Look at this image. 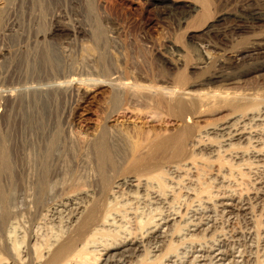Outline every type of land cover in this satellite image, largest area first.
<instances>
[{
	"label": "rangeland",
	"instance_id": "obj_1",
	"mask_svg": "<svg viewBox=\"0 0 264 264\" xmlns=\"http://www.w3.org/2000/svg\"><path fill=\"white\" fill-rule=\"evenodd\" d=\"M173 1H176V7L173 6ZM203 1L206 0L7 1L3 16L4 23L2 22L6 26V30L0 35V136L6 142L11 168L10 171L6 170L7 172L0 173V175L2 174L0 183L1 185L3 183L5 192L10 189L9 194L7 192L8 204L6 206L8 209L11 207V210L4 211L5 205L3 206L0 202V244H6L4 241H9L7 244H14L18 240L22 243L26 238L27 240L22 243L21 248L22 251H25L29 240L35 242L37 239V241L44 239L42 241H45L48 235L53 237L64 230L66 232V225L68 230L72 223L71 213H69L71 209L68 206L71 204L65 205L66 208L62 206L68 199L65 194L66 190H75L80 194L83 189V192L87 194L77 195L75 192V196L83 205L88 204L89 200H94L98 196L97 194L102 192L100 190L104 191L102 180L99 179L101 178L100 173L99 181L96 179L97 172L100 171L98 163L101 164V161L98 160L99 153L95 149L97 148L95 146L97 138L101 139L103 130H106L104 137H107L105 140H109L110 146H114L115 141L116 146H122L125 157L120 158L123 161L120 164L125 167L138 142L151 139L163 131L168 132L176 129L177 126H174L176 122L170 126L165 125L160 119L163 114L155 115V106H152L151 101L148 104L149 100L145 99L148 93L144 90L145 88L138 87L139 85L159 86L168 91L173 89L177 92L178 90L179 93L186 90V87V92L190 89L211 94L230 92L229 95H233L237 92L238 95L243 93L241 96L245 95L244 97L247 96L249 99L251 97V100L254 98L264 100V47H260L263 49L259 48V51L255 50L252 53L238 52L247 45L260 42V36H264V0H207L210 3L207 16L210 18L206 24L201 25L199 20L202 15H199V12H192L190 15V12L189 14L185 13L182 8L188 3L200 6ZM207 25H211V27H207ZM259 65L263 66L258 71L256 68ZM183 72L187 77L189 76L187 83L180 77ZM188 80L191 81L190 85ZM126 84H130L135 90L140 89L141 93L138 91L134 93L142 95L138 94L137 98L127 97L125 93L123 94ZM6 92L11 95L7 98L1 97V93ZM117 96L121 97L119 101L115 100ZM125 98L127 99L125 100ZM259 107L256 108L258 110L251 109L250 112V109L241 110L242 114L239 111L234 113L235 110L217 104L204 106L201 116L194 119L200 130L203 129L201 132L205 130L212 132L215 126L223 125V122H228V124L230 122L229 125L237 123L235 125L237 129L245 127L244 131H247L244 139L227 140L230 136H228L230 129L209 133L211 136L207 135L208 133H203V139L201 136L199 138L207 143L211 142L214 144L213 147L205 148V150L208 149L206 151L195 149L196 152L191 153L192 156L194 155L193 158L190 157L188 160L182 161L183 164L172 162L166 165L164 167L166 174L162 180L167 185L165 183L162 185L158 179V181L152 180V178H147V180L145 177L142 182V179L136 178V174L130 173H122V175L119 173L115 176V178L118 177L117 180L112 179L116 181L115 183L113 181V185L117 186L110 190L108 203L114 200L110 203L113 206L112 203L118 201L119 203L115 204L113 208L117 205L121 208L125 204L124 207L122 206L125 210L121 209L119 212V207L115 208L119 213L114 210L115 213H111L109 220L111 221L118 215L114 218L116 222L109 221L106 227V229L113 228L110 230H114L111 231L114 234L116 230L119 232L115 234L118 235L116 237L119 235L122 237L117 238V241L124 240V238L130 239L137 234L143 236L150 229L151 231L157 229L159 221L163 222L167 217L172 220L169 229L165 228L163 239H155L153 235L149 234L150 232L147 233L141 255L138 253L135 255L136 257L129 259L128 264H141L144 258L149 261V264H161V260L162 264L164 262H166L165 264L170 262H172L170 264H178L181 261L183 264H194V258L197 259L195 264H264V105ZM130 109L132 112L128 113ZM240 114L243 118H240ZM39 115L44 117L42 125L36 122ZM156 116L157 120H155ZM158 117L160 121H158ZM231 118L234 119L231 121ZM103 126H105L104 129H101ZM107 128L110 129V133ZM56 129L60 132L57 133ZM53 132L54 135H52ZM56 135L59 136V139ZM80 135H83V138H80ZM219 135L220 137H217ZM54 136L60 143L58 145V141H56L57 145L54 146V151L52 150L50 155H46L50 137ZM208 137L211 140H208ZM87 146L90 150L87 149ZM42 160L47 162L44 163ZM41 162H43L42 165ZM192 162L197 163L193 165ZM46 163L50 165V168L56 167L53 170L49 168L53 174L49 175V182L47 181L50 185L55 184L48 185L50 188L46 194V196L49 195L48 198L45 199L46 196H44L39 199L37 194L42 183L39 186L36 181L42 177L43 172L39 177L38 175L40 171L46 169ZM42 166L44 168H41ZM98 169L99 171L96 172ZM93 170L97 173L96 175ZM62 171L63 173H61ZM108 172L114 174L109 166ZM72 174L75 175L72 176ZM132 175L135 176L131 177ZM51 176H53L52 180H50ZM89 177L92 179L85 182ZM58 179L62 181L56 182ZM81 180L83 181L81 182ZM65 184L68 186H63ZM83 185L84 187L89 186V191L86 187L84 190ZM95 186L97 190L94 188ZM135 186H141L137 193L138 187ZM117 188L120 190L116 191ZM202 188H207V191L204 190V195L200 196L198 190ZM64 189L65 191H63ZM94 189L97 191L96 193ZM33 192L36 194H32ZM196 192L200 195L198 196ZM132 194L134 196H131ZM49 197L52 201L49 200ZM33 198H37V200ZM42 199L45 201L43 202ZM235 201H242V204L233 208L226 205L228 202L237 203ZM47 202L49 204H46ZM40 205L49 206L45 210ZM195 209H197V214H195ZM52 210L55 212L53 213ZM38 211L40 212L38 213ZM43 211L45 215L42 220ZM33 212L34 214L37 212L40 216L37 213L33 215ZM191 213H193L192 217ZM187 216L188 218H186ZM32 217H34L33 222ZM60 217L61 219L64 217L62 221ZM180 217L181 219H179ZM198 217H200L199 220ZM183 218L184 220H182ZM68 219L69 222H67ZM64 220H67L66 223ZM151 221L153 222L150 223ZM141 222L149 223V226L148 223L146 225L149 231L146 228L137 233ZM153 223L154 225H150ZM192 223H197L195 225L197 229ZM110 224L112 225L110 226ZM176 229L179 230L174 231ZM34 233L40 238H36ZM25 234H29V240ZM129 236L131 237L129 238ZM111 238L109 240L104 238V242H107L101 243L103 245L101 247L104 248L106 243L113 244L115 237H113L114 240L112 238L114 242ZM171 239L173 240L170 241ZM169 243H177L178 248H181L178 249L180 253H176L175 257L166 254ZM147 249H150L151 252L150 250L144 251ZM153 250L154 252H152ZM190 251L191 255H189ZM219 251L226 257L222 256L225 260L221 263H215L219 261V258L215 257ZM147 254L149 255L147 256ZM176 256L180 258L177 259ZM154 261L155 263H153Z\"/></svg>",
	"mask_w": 264,
	"mask_h": 264
},
{
	"label": "bare ground",
	"instance_id": "obj_2",
	"mask_svg": "<svg viewBox=\"0 0 264 264\" xmlns=\"http://www.w3.org/2000/svg\"><path fill=\"white\" fill-rule=\"evenodd\" d=\"M7 1L8 0H0V35L2 34V33H4L5 32V30H6V26L5 25H3V16H4V10H6V7L5 6H7L6 5V3H7ZM164 1H167V0H164ZM173 6H177V4H176V1H173ZM179 6V5H178ZM174 7V8H175ZM209 7H210V3H208V1L206 0V1H203L202 3H201V5L200 6H196V5H193V4H190V3H188V4H185L184 5V7L182 8L183 9V11H185V13H188L189 14V12H190V15H191V13L192 12H199V15H202V18L199 20L200 22H201V25H204V24H206L207 22V20H208V18H210V16H207V11H209ZM172 8V7H171ZM178 8V7H177ZM249 10V9H248ZM250 12V11H249ZM248 13V12H247ZM196 16V15H195ZM198 17V16H197ZM201 17V16H200ZM205 21V22H204ZM3 22V23H2ZM199 22V23H200ZM202 22H203V24H202ZM207 27H211V25H207ZM210 29V28H209ZM213 29V28H212ZM208 31V30H207ZM77 32V31H76ZM4 35V34H3ZM2 35V36H3ZM3 39V38H2ZM260 42H257V43H253L252 45H247V46H245V47H243V48H241L240 49V51H238L239 53H243V52H251L252 53V51H255V50H258L259 51V48L260 47H264V36H260ZM260 49H263V48H260ZM4 51V50H3ZM237 52V53H238ZM257 52V51H256ZM189 62V61H188ZM263 65H259V66H257L258 68H256L258 71L261 69L260 67H262ZM255 69V70H256ZM115 72V71H114ZM249 72V71H248ZM213 76V75H212ZM218 76V75H217ZM114 77V76H113ZM180 77L182 78V81L185 79V81H186V83H187V78L189 77H187V75H186V73H182V74H180ZM179 77V78H180ZM214 77V76H213ZM180 78V79H181ZM203 78V77H202ZM210 78V77H209ZM214 78H216V77H214ZM218 79H219V77H217ZM111 79H112V77H111ZM114 80L116 79V78H113ZM178 79V78H177ZM176 79V80H177ZM180 79H179V82H180ZM213 79V78H212ZM201 80V79H200ZM207 80V79H206ZM219 80H221V79H219ZM112 81V80H111ZM189 81V80H188ZM199 81V80H198ZM102 82V81H101ZM190 82L191 81H189V85H190ZM195 82H197V80H195ZM204 82V81H203ZM186 83H184V84H186ZM199 83V82H198ZM206 83V82H205ZM208 83V82H207ZM111 84H113V85H115L116 83H111ZM181 84V83H180ZM229 84H230V82H229ZM235 84V83H234ZM193 85V84H192ZM194 85H195V83H194ZM121 86V85H120ZM186 86H188L187 84H186ZM123 87V86H122ZM138 87H140V88H142V89H144V90H146L147 91V95L145 96L146 98L145 99H147V100H149V103L148 104H150V101H151V104H152V106H155V111H154V113H155V115H157V114H163V116H159L160 117V119H161V121H162V123L163 124H165V125H172L173 123H175V125L174 126H177L176 127V129H174L173 131H163L161 134H158L157 136L155 135V137H153V138H151V139H145V141L144 142H138L137 144H136V146L135 145H131V146H135L134 147V150H133V152H132V154H131V158L128 160V164H124L125 165V167L122 165V164H120L121 162H123V161H121L120 160V158L122 157V156H124L125 157V152H123V148H122V146L121 145H119V146H116L115 145V143H116V141H115V143H114V146H110L109 144L110 143H108V139L107 140H105V138H107V137H104V135L106 134V130H103L102 131V133H103V138L101 137V139H98L97 138V144H95V146L97 147V148H95L96 149V151L98 150V153H99V159H98V156L96 155V158L98 159V160H100L101 161V164H100V162L98 163L99 165H100V171H99V169L98 170H96V172L97 171H99V172H97L98 173V175H97V177L95 176L97 173L95 172L94 174V176L96 177V179L98 180V176H99V173L101 174V178H99L100 180H102V183H103V189H104V191L103 190H100V191H102L101 193H99V194H97L98 196L93 200H89L90 202L88 203V204H81L80 203V201H79V199L77 198V196H75V190H72V191H70L68 188V191H69V193H68V191L66 190V192H65V194L67 195L66 197H68V199H67V201H64V203L62 204V206H64L65 207V205L67 206V204H71V205H68L69 206V208L71 209L70 211H69V213H71V217H70V219L72 218V223H71V227H68V230H67V225H66V232H65V230H64V232H60V230H59V234L57 233V235L55 234V235H53V237H51V235H48V238H47V235L45 236L47 239L45 240V241H42V240H44V239H42V240H40V241H37V240H35V242H34V240H29V234H30V230H29V234L28 235H26L27 236V238H28V240L30 241L29 242V244H27V246H25V251H22L21 250V248H22V243H24V241L25 240H27L26 238H25V240L21 243V242H18V241H20V240H16L17 242H15L14 244H7V242H9V241H4V242H6V244H0V264H128V261H129V259H132L135 255H137L138 253L140 254L143 250V246L145 245L144 244V238H146L145 236H147V233H149V234H151V235H153V237L155 238V239H163L165 236H164V232H165V230L168 228V227H170L171 226V222H172V220L171 219H168V217H167V219L165 220V221H159L162 225H161V227H160V223L159 224H157L158 226H157V229L155 228V230H153V231H151V229H150V231H149V229H148V227L146 226L147 225V223L148 222H141L140 224H139V226H140V228H139V230L137 231L136 230V228H134V230H136L137 231V233L140 231V230H144V229H146L147 228V230L149 231V232H147L146 234L144 233V235L143 236H139L137 233V235H135V234H133V235H135L134 237H131V236H129V238L130 239H128V238H124V240H122V239H119V241L120 240H122L121 242H119V241H117V238H121L122 236H120L119 235V237H116V236H118V235H115L116 233H119V232H117V230H116V233L114 234V233H112L111 231H114V230H110V228L111 227H109L108 229H106V227H107V225H108V222L110 221L109 219H110V215H112L111 213H115L114 212V210L115 211H117L118 212V210H119V212L121 211V209L123 210L124 208V206L123 205H125V204H121L122 206H121V208L119 207L118 208V210H116L117 208V206L115 207V208H113V206L115 205V204H117V203H119L118 201H115V203H112L113 204V206L112 205H110V203L112 202V201H114V200H112V201H110V203H108V197H109V195H110V190L112 189V187L114 188V186L115 185H113V181L114 180H112L113 178H115V176L117 175V174H121L122 175V173H130V174H136L137 176H136V178L137 177H139L140 179H142V182H144V177L147 179H149V178H152V180H154V179H156V181H158V180H160L161 182H162V185H163V183H165V181H163L162 179L164 178V175L166 174L165 173V166L166 165H169V163L171 164L172 162H176V163H182V161H184V160H188L190 157H192L193 158V156L191 155V153H195L196 152V150H204V151H206V150H208V149H206L205 150V148H208V147H213V145L214 144H211V142H209V143H207V141H205V140H202L203 138H202V134L203 133H208L207 135H210L211 133L213 134V133H215V132H223V131H225V130H227V129H230V133L228 134V139L227 140H230V141H232L233 139H237V140H243L244 139V136H245V132H247V131H244V129H245V127L244 128H242V129H237L236 127H235V125L237 124H231V125H229L230 124V122H229V124H228V122H226V123H224L223 122V125L222 124H219V125H217V126H215L214 128H213V131L211 132L210 130H205L204 132H201V131H203V129H201L200 130V128H199V126L198 125H196V122L194 121V119L196 118V117H199V115L200 114H202V111H203V107L204 106H207V105H210V104H213V105H221V107L223 106H226V108L228 107V108H231V110H235V112L234 113H236V112H240V113H242L243 114V110H248V109H250L249 110V112L251 111V109H256L257 107L258 108H260L259 106L260 105H264L263 104V101L261 100V98L260 99H258L257 100V98L255 99L254 97V99L253 100H255V101H253V100H251V97H250V99L246 96V97H244L245 95H243V96H241V95H238L237 94V92L236 93H233V95H229V93H227V94H225V93H216L215 91H213V92H215V93H206V92H200V91H197V90H195L194 88V90H191L190 88V90L188 91V92H186V90H187V87H186V90H183L182 92H178V90H177V92L176 91H173V89L172 90H166L165 88H161V87H156V86H148V87H146V86H141V85H139ZM163 87V86H162ZM178 87V86H177ZM176 87V88H177ZM179 87H180V85H179ZM183 87H184V85H183ZM124 88V87H123ZM172 88H174L173 86H172ZM175 88V89H176ZM124 89H125V91H124ZM123 89V94L125 93V95L127 96V97H129V98H137L138 97V94L139 93H137V94H135L134 92H140L141 93V90L139 89V90H135V88H133V86H130V84H126L125 85V88ZM181 90H182V87L180 88ZM199 89V88H198ZM143 91V90H142ZM180 91V90H179ZM5 92V91H4ZM168 92V93H167ZM208 92V91H207ZM222 92V91H221ZM224 92V91H223ZM228 92V91H227ZM143 93H144V91H143ZM11 95V93H9V92H6V93H1V97L3 96V98H7V97H9ZM124 95V96H125ZM142 95V94H141ZM140 94H139V96H141ZM121 97L120 96H117V98L115 99L116 101H119V99H120ZM127 98H125V100H126ZM131 100V99H130ZM146 100V101H147ZM135 101V100H134ZM144 101V100H143ZM148 102V101H147ZM126 103V102H125ZM147 104V105H148ZM208 108V107H207ZM211 108V107H210ZM209 109V108H208ZM207 109V110H208ZM128 110V109H127ZM242 110V111H241ZM256 110H258V109H256ZM261 110V109H260ZM244 111V115H245V112ZM132 111H131V109H130V112L128 111V113H131ZM145 112V111H144ZM153 112V111H152ZM248 112V111H247ZM248 112V113H249ZM127 113V112H126ZM154 113H152V114H154ZM252 113V112H251ZM261 113V112H260ZM259 113V114H260ZM118 114V113H117ZM139 114V113H138ZM143 114H145V113H143ZM256 114H258V113H256ZM152 116V115H151ZM154 116V115H153ZM158 116V115H157ZM157 116H156V119L155 120H157ZM201 116V115H200ZM243 116V115H242ZM113 117V116H112ZM159 117H158V119H159ZM232 117H235V116H232ZM246 117V116H245ZM252 117H254V116H252ZM42 118H44L42 115H39L38 117H37V119L38 120H36V122L37 123H39L40 125H42L41 123H42ZM238 118V117H237ZM240 118H243V117H241V114H240ZM248 118V117H247ZM151 119H152V117H151ZM160 119L158 120V121H160ZM232 119H234V118H231V121H232ZM244 119H246V118H244ZM250 119V118H249ZM238 120V119H237ZM241 120H243V119H241ZM240 120V121H241ZM253 120V119H252ZM256 120V119H255ZM44 121V120H43ZM110 121V120H109ZM226 121V120H225ZM107 122V121H106ZM237 122V121H236ZM242 122V121H241ZM239 123V122H238ZM105 124V123H104ZM251 124V123H250ZM240 125V124H239ZM238 125V126H239ZM248 125V124H247ZM43 126H44V124H43ZM104 127L105 126H103V128H101V129H104ZM243 127V126H242ZM247 127V126H246ZM58 129V128H57ZM56 129V130H57ZM108 129V128H107ZM112 129V128H111ZM56 130H55V132H56ZM110 129H108V131H109ZM107 131V132H108ZM60 132V130L58 131L57 130V133H59ZM111 131H109V133H110ZM97 133V132H96ZM100 133H101V131H100ZM210 133V134H209ZM51 134V133H50ZM63 134V133H62ZM99 134V133H98ZM219 134V133H218ZM224 134V133H223ZM1 135V134H0ZM52 135H54V132L52 133ZM60 135V134H59ZM76 135V134H75ZM97 135V134H96ZM216 135H217V133H216ZM226 135V134H225ZM51 136V135H50ZM56 136H58V135H56ZM61 136V135H60ZM83 136V135H82ZM81 135H80V138L82 137ZM106 136V135H105ZM108 136V135H107ZM150 136V135H149ZM201 136V138H199ZM211 136V135H210ZM209 136V137H210ZM223 135L221 134V137H222ZM49 137V136H48ZM78 137V136H77ZM99 137H100V135H99ZM204 137H205V134H204ZM208 137V138H209ZM217 137H220V135L219 136H217ZM3 137L2 136H0V173H2V171H10V163H9V156H8V150H7V147H6V145H5V140H3L2 139ZM79 138V137H78ZM77 138V139H78ZM79 138V139H80ZM83 138V137H82ZM84 138H85V136H84ZM119 138V137H118ZM150 138V137H149ZM227 138V137H226ZM247 138V137H246ZM5 139V138H4ZM50 144H48L49 145V149H48V151L46 150V153H44V154H46V155H50V153L52 152V150L54 151V149H55V145H57L56 144V141H58V139H59V136H58V139L56 138L55 139V136L54 137H50ZM213 139V138H212ZM220 139H222V138H220ZM225 139V138H224ZM253 139V138H252ZM89 140V139H88ZM91 140V139H90ZM95 140V139H94ZM113 140V139H112ZM118 140V139H117ZM120 140V139H119ZM207 140V139H206ZM208 140H211L210 138L208 139ZM83 141H84V139H83ZM83 141H81V142H83ZM93 141V140H92ZM226 141V140H225ZM78 142V141H77ZM221 142H222V140H221ZM234 142V141H233ZM239 142V141H238ZM59 143H60V141H58V145H59ZM89 143V142H88ZM113 143V142H112ZM79 144H80V141H79ZM83 144H84V142H83ZM119 144V143H118ZM121 144V143H120ZM218 144V143H217ZM227 144V143H226ZM93 145V144H92ZM221 145V144H220ZM85 146V145H84ZM84 146H83V148H84ZM232 146V145H231ZM48 147V146H47ZM57 147V146H56ZM93 148H94V146H92ZM91 147V148H92ZM234 147H235V145H234ZM234 147H232V148H234ZM237 147V146H236ZM75 148V147H74ZM81 148V147H80ZM89 147L87 146V149H88ZM92 148V149H93ZM133 148V147H132ZM241 148V147H240ZM254 148V147H253ZM47 149V148H46ZM94 149V150H95ZM196 149V150H195ZM89 150H90V148H89ZM260 150V149H259ZM262 150V149H261ZM90 152V151H89ZM261 152V151H260ZM42 153V154H43ZM93 153V152H92ZM54 154V153H53ZM76 154V153H75ZM78 154V153H77ZM124 154V155H123ZM208 154H210V153H208ZM45 155V156H46ZM55 155V154H54ZM127 155V154H126ZM196 155V154H195ZM44 156V157H45ZM53 156V155H52ZM261 156V155H260ZM48 157V156H47ZM83 157V156H82ZM124 157H122V158H124ZM127 157V156H126ZM46 158V157H45ZM45 158H43V159H45ZM49 158V157H48ZM52 158V157H51ZM96 158H95V160H96ZM210 158V157H209ZM218 158V157H217ZM72 159V158H71ZM88 159V158H87ZM126 159V158H125ZM195 159V158H194ZM206 159H207V157H206ZM228 159V158H227ZM47 160V159H46ZM54 160V159H53ZM81 160V159H80ZM82 160H83V158H82ZM84 160H86V159H84ZM127 160V159H126ZM191 160V159H190ZM189 160V161H190ZM197 160V159H196ZM40 161V160H39ZM43 161V160H42ZM48 161H49V159H48ZM77 162H78V160H76ZM193 161V160H192ZM219 161V160H218ZM44 162V161H43ZM43 162H41V165L43 164ZM45 162H47V161H45ZM44 162V163H45ZM53 162V161H52ZM70 162H72V161H70ZM75 162V161H74ZM85 162V161H84ZM83 162V163H84ZM92 162V161H91ZM226 162V161H225ZM40 163V162H39ZM39 163H37V164H39ZM64 163H66V162H64ZM76 163V162H75ZM184 163V162H183ZM182 163V164H183ZM193 163V162H192ZM194 163H197V162H194ZM193 163V165H195ZM70 164V163H69ZM97 164V165H98ZM228 164V163H227ZM41 165H39V166H41ZM46 169L44 170L45 171V173H44V171H40V173H39V175H38V177L41 175V173L43 172L44 173V176H43V173H42V179L39 177V180L41 179V181H39L38 180V178H36V180H38V181H36L37 182V184L39 183V186H40V183H42V185H41V187H40V189H39V191H38V197L37 198H44V196H46V194L49 192V187H48V185H50V184H48L47 183V181L49 182V180H48V177H50L49 175L51 174V172H50V169H55L54 167H52V168H50V165H48L47 163H46ZM55 165H57V164H55ZM54 165V166H55ZM63 165V164H62ZM65 165V164H64ZM84 165V164H83ZM82 165V166H83ZM95 165H96V163H95ZM230 165V164H229ZM80 166H81V164H80ZM90 166V165H89ZM88 166V167H89ZM108 166L111 168V171L114 173V174H110L109 172H108ZM124 168H123V167ZM171 166V165H170ZM63 167V166H62ZM66 167V166H65ZM68 167H69V165H68ZM71 167H72V165H71ZM76 167V166H75ZM94 167V166H93ZM93 167H92V169H93ZM99 167V166H98ZM122 167V168H121ZM172 167V166H171ZM180 167V166H179ZM221 167H222V165H221ZM263 167V166H262ZM41 168H44V166H42ZM50 168V169H49ZM67 168V167H66ZM78 168V167H77ZM86 168V167H85ZM96 168H97V166H96ZM183 168V167H182ZM234 168V167H233ZM40 169V168H39ZM95 169V168H94ZM169 169V168H168ZM179 169V168H178ZM197 169V168H196ZM223 169V168H222ZM235 169V168H234ZM43 170V169H42ZM51 170V171H52ZM61 170H63L62 168H61ZM89 170V169H88ZM232 170V169H231ZM6 171V172H7ZM55 171V170H54ZM66 171V170H65ZM92 171V172H93ZM60 172V171H59ZM195 172V171H194ZM198 172V171H197ZM61 173H63V171L61 172ZM61 173H60V176H61ZM65 173H67V172H65ZM75 173V172H74ZM53 174V173H52ZM51 174V175H52ZM81 174H84V173H81ZM81 174H77V175H81ZM2 175V174H1ZM0 175V176H1ZM63 175V174H62ZM66 175H68V174H66ZM75 175V174H74ZM73 174H72V176H74ZM125 175V174H124ZM123 175V176H124ZM129 175V174H128ZM199 175V174H198ZM197 175V176H198ZM225 175V174H224ZM11 176V175H10ZM54 176V175H53ZM53 176H51V179L50 180H52L53 178ZM133 176H135V175H132L131 177H133ZM64 177H66L65 176V174H64ZM92 177V176H91ZM125 177H127V176H125ZM199 177V176H198ZM1 178V177H0ZM27 178V177H26ZM31 178V180H32V177H30ZM35 178V177H34ZM33 178V179H34ZM59 178V177H58ZM69 178H70V176H69ZM74 178V177H73ZM75 178H76V176H75ZM83 178V177H82ZM118 178V177H117ZM117 178H115L116 180H117ZM120 178V177H119ZM122 178V177H121ZM130 178V177H129ZM166 178H167V176H166ZM184 178V177H183ZM21 180H22V178H20ZM23 179H24V177H23ZM60 179V178H59ZM57 180L56 182H58V181H62V180ZM62 179V178H61ZM67 179H68V177H67ZM67 179H66V181H67ZM78 179V178H77ZM89 179L91 180L92 178H88V179H86L87 181H85V182H89ZM95 179V178H94ZM95 179V180H96ZM135 179V178H134ZM133 179V180H134ZM138 179V178H137ZM147 179V180H148ZM158 179V180H157ZM217 179V178H216ZM1 180V179H0ZM16 180V179H15ZM56 180V179H55ZM70 180V179H69ZM151 180V179H150ZM149 180V181H150ZM165 180V179H164ZM2 181V180H1ZM0 181V182H1ZM19 181V180H18ZM23 181H25V180H23ZM54 181V180H53ZM65 181V180H64ZM65 181V182H66ZM76 181V180H75ZM83 180H81V182H82ZM99 181V180H98ZM127 181H128V179H127ZM126 181V182H127ZM136 181V180H135ZM159 181V182H160ZM263 181V180H262ZM10 182V181H9ZM31 182V181H30ZM35 182V181H34ZM35 182V183H36ZM52 182V181H51ZM50 182V183H51ZM64 182V183H65ZM92 182V181H91ZM116 181H114V183H115ZM141 182V181H140ZM140 182H138V183H140ZM160 182V183H161ZM179 182H181V181H179ZM8 183V182H7ZM34 183V184H35ZM52 183H54V182H52ZM70 183H71V181H70ZM100 183V182H99ZM101 183V184H102ZM131 183H132V181H131ZM11 184V183H10ZM10 184H9V186H10ZM30 184V183H29ZM37 184H35L36 186H37ZM55 184V183H54ZM54 184H51L50 186H52V185H54ZM73 184V183H72ZM81 184V183H80ZM79 184V185H80ZM87 184V183H86ZM89 184V183H88ZM91 184V183H90ZM89 184V185H90ZM122 184V183H121ZM129 184V183H128ZM137 184V183H136ZM140 184H143V183H140ZM166 184V183H165ZM164 184V185H165ZM2 185H3V183H2ZM1 185V183H0V202L3 204V206H4V211H7V210H11V207H9L10 209H8L7 207L8 206H6L7 204H8V196H7V192H8V194H9V191H10V189L9 190H7L6 192H5V188H4V185L2 186ZM31 185V184H30ZM29 185V186H30ZM32 185H33V183H32ZM35 185H34V187H35ZM67 184H65V185H63V186H66ZM68 185H69V183H68ZM67 185V186H68ZM71 185V184H70ZM98 185H100V184H98ZM113 185V186H112ZM119 185V184H118ZM126 185V184H125ZM159 185H161V184H159ZM167 185V184H166ZM58 186H60V184L58 183ZM72 186V185H71ZM92 186V185H91ZM117 186V185H116ZM115 186V187H116ZM134 186V185H133ZM142 186V185H141ZM141 186H139L140 188H141ZM148 186V185H147ZM262 185L260 184V187H261ZM7 187V186H6ZM77 187H78V185H77ZM86 188H88V191H89V186L87 187V186H85ZM85 187H84V185H83V188H84V190H85ZM98 187V186H97ZM101 187V186H100ZM120 187V186H119ZM122 187V186H121ZM132 187V186H131ZM130 187V188H131ZM135 187H138V186H135ZM139 187H138V189H137V191H136V193L137 192H139ZM163 187V186H162ZM168 187V186H167ZM9 188V187H8ZM33 188V187H32ZM58 188V187H57ZM65 188V187H64ZM90 188H92V187H90ZM96 190H97V188H96V186L94 187ZM125 188V187H124ZM129 188V187H128ZM168 188H170V187H168ZM168 188H167V190H168ZM36 189V188H35ZM34 189V190H35ZM62 189V188H61ZM77 189V188H76ZM94 189V190H95ZM101 189V188H100ZM118 189L119 188H117V190L116 191H118ZM122 189V188H121ZM145 189V188H144ZM164 189V188H163ZM194 189H196V188H194ZM198 189V188H197ZM207 189V188H206ZM206 189H201V190H198V192H200V194L198 193V192H196V193H198V196L200 195V196H202V194L203 193H205V191H207ZM209 189V188H208ZM32 190V189H31ZM54 190V189H53ZM56 190V189H55ZM87 190V189H86ZM93 190V189H92ZM92 190H90V191H92ZM95 190V193L97 192ZM114 190V189H113ZM120 190V189H119ZM130 190V189H129ZM135 190V189H134ZM205 190V191H204ZM33 191V190H32ZM36 191V190H35ZM58 191V190H57ZM60 191V190H59ZM63 191H65V189L63 190ZM169 191V190H168ZM181 191V190H180ZM179 191V192H180ZM195 191V190H194ZM261 191V190H260ZM79 192V191H78ZM81 192V191H80ZM79 192V193H80ZM182 192V191H181ZM180 192V193H181ZM209 192V191H208ZM208 192H206V194L208 193ZM36 193H37V191H36ZM36 193H32V194H36ZM52 193V192H51ZM56 193V192H55ZM77 193V192H76ZM81 193H86V192H83V189H82V192ZM80 193V194H81ZM112 193V192H111ZM123 193H125L124 191H123ZM135 193V192H134ZM260 193V192H259ZM63 194H64V192H63ZM80 194H78L77 193V195H80ZM87 194V193H86ZM113 194V193H112ZM114 194H116V192H114ZM127 194H128V192H127ZM139 194V193H138ZM137 194V195H138ZM145 194V193H144ZM152 194V193H151ZM163 194V193H162ZM205 194V195H206ZM209 194V193H208ZM261 194V193H260ZM264 194V193H263ZM89 195V194H88ZM88 195H86V196H88ZM94 195H96V194H94ZM124 195H126V194H124ZM136 195V194H135ZM158 195H159V193H158ZM165 195V194H164ZM204 195V194H203ZM213 195V194H212ZM10 196V195H9ZM49 196V195H48ZM48 196H46L45 197V199L46 198H48ZM121 196H123V195H121ZM131 196H134L133 194L131 195ZM195 196H196V194H195ZM211 196V195H210ZM258 196V195H257ZM52 197H53V195H52ZM54 197H56V195L54 194ZM63 197H65V196H63ZM90 197V196H89ZM113 197H114V195H113ZM116 197H117V195H116ZM115 197V199H117ZM162 197V196H161ZM179 197V196H178ZM206 197V196H205ZM228 197V196H227ZM12 198H14V197H12ZM37 198L35 199V198H33V199H35V200H37ZM51 197H49V200H51L50 199ZM62 198V197H61ZM60 198V199H61ZM79 198H82V197H79ZM216 198V197H215ZM224 198V197H223ZM225 198H226V196H225ZM54 199V198H53ZM59 199V198H58ZM64 199V198H63ZM62 199V200H63ZM196 199V198H195ZM194 199V200H195ZM200 199V198H199ZM209 199V198H208ZM228 199V198H227ZM233 199V198H232ZM240 199V198H239ZM9 200H10V198H9ZM12 200V199H11ZM35 200H33V201H35ZM205 200V199H204ZM242 200V199H241ZM42 201L44 202L45 200L44 199H42ZM41 201V202H42ZM47 201V200H46ZM52 201V200H51ZM59 201H61V200H59ZM152 201V200H151ZM192 201H193V199H192ZM234 201V200H233ZM154 202V201H153ZM208 202V201H207ZM223 202V201H222ZM235 202H237V203H230V202H226L225 204L228 206V207H230V208H233V207H238L240 204H242V201H235ZM36 203H38V201H36ZM52 203V202H51ZM55 203V202H54ZM83 203V202H82ZM125 203V202H124ZM199 203V202H198ZM40 204V203H39ZM42 205H43V203H41ZM46 204H49L48 202L46 203ZM225 204H223V205H225ZM243 204H244V202H243ZM42 205H40L41 207H43ZM45 205V204H44ZM193 205V204H192ZM46 206V205H45ZM49 206V205H48ZM47 206V207H48ZM58 206V205H57ZM191 206V205H190ZM202 206V205H201ZM207 206V205H206ZM245 206V205H244ZM30 207V206H29ZM38 207V206H37ZM37 207L35 208V210L37 209ZM47 207H43V208H45V210L47 209ZM187 207V206H186ZM205 207V206H204ZM227 207V208H228ZM39 208V207H38ZM43 208L42 209H40L41 211L43 210ZM52 208V207H51ZM66 208V207H65ZM126 208V207H125ZM197 208V207H196ZM201 208V207H200ZM7 209V210H6ZM62 209V208H61ZM191 209H192V206H191ZM198 209V208H197ZM197 209H195V214H197L196 212V210ZM204 209V208H203ZM202 209V210H203ZM243 209V208H242ZM32 210V209H31ZM55 210V209H54ZM54 210H52L53 211V213L56 211H54ZM67 210V209H66ZM125 210V209H124ZM186 210V209H185ZM192 210H194V209H192ZM199 210V209H198ZM205 210V209H204ZM234 210V209H233ZM233 210H231V211H233ZM245 210V209H244ZM3 211V212H4ZM49 211V210H48ZM51 211V212H52ZM58 211V210H57ZM62 211V210H61ZM65 211V210H64ZM72 211V212H71ZM138 211V210H137ZM188 211V210H187ZM226 211V210H225ZM235 211V210H234ZM2 212V213H3ZM40 211H38V213H39ZM46 212V211H45ZM50 212V213H51ZM63 212V211H62ZM118 212V213H119ZM191 212V211H190ZM203 212V211H202ZM207 212V211H206ZM1 213V214H2ZM6 213V212H5ZM11 213V212H10ZM10 213H8V214H10ZM37 212H35V214H36ZM38 213H37V215H38ZM43 213H44V211H43ZM68 213V214H69ZM163 213V212H162ZM175 213V212H174ZM226 213V212H225ZM34 214V212H33V215H35ZM42 214V213H41ZM60 214V213H59ZM62 214V213H61ZM192 214L193 213H191V217H192ZM232 214V213H231ZM36 215V216H37ZM43 215V217L41 216V219L43 220L44 219V215H45V213L44 214H42ZM47 215V214H46ZM49 215V214H48ZM52 215H54V214H52ZM56 215H58V214H56ZM116 215V214H115ZM114 215V216H115ZM125 215V214H124ZM168 215V214H167ZM184 215V214H183ZM186 215V214H185ZM210 215V214H209ZM10 216H12V215H10ZM35 216V217H36ZM38 216H40V214L38 215ZM37 216V217H38ZM65 216V215H64ZM118 216V215H117ZM117 216H115V217H117ZM148 216V215H147ZM176 216H177V214H176ZM211 216V215H210ZM3 217V216H2ZM56 217V216H55ZM112 217V216H111ZM115 217H113L112 218V220H114V218ZM194 217H196L195 215H194ZM5 218V217H4ZM3 218V219H4ZM6 218H7V216H6ZM40 218V217H39ZM53 218V217H52ZM64 218V217H63ZM62 218V219H63ZM122 218V217H121ZM151 218V217H150ZM174 218V217H173ZM185 218V217H184ZM184 218L182 219V220H184ZM186 218H188V216L186 217ZM199 218L200 217H198V220H199ZM214 218V217H213ZM256 218V217H255ZM32 219H34V217H32L31 218V220ZM47 219V218H46ZM60 219H61V217H60ZM62 219H61V221H62ZM127 219V218H126ZM147 219V218H146ZM179 219H181V217L179 218ZM218 219V218H217ZM7 220H9V218H7ZM58 220V219H57ZM111 220V221H112ZM143 220V219H142ZM150 220V219H149ZM153 220V219H152ZM161 220H163V219H161ZM176 221H177V218L175 219ZM186 220V219H185ZM196 220V219H195ZM201 220V219H200ZM210 220V219H209ZM212 220H214V219H212ZM49 221V220H48ZM65 221V220H64ZM67 221V220H66ZM66 221H65V223H66ZM110 221V222H111ZM115 221V220H114ZM146 221V220H145ZM179 221V220H178ZM203 221V220H202ZM201 221V222H202ZM32 222H33V220H32ZM54 222V221H53ZM67 222H69V219H68V221ZM116 222V221H115ZM115 222H113V223H115ZM153 221H151L150 223H152ZM194 222V221H193ZM199 222V221H198ZM207 222V221H206ZM8 223V222H7ZM41 223V222H40ZM47 223V222H46ZM175 223V222H174ZM200 223V222H199ZM210 223V222H209ZM213 223V222H212ZM32 224V223H31ZM39 224V223H38ZM69 224V223H68ZM178 224V223H177ZM176 224V225H177ZM192 224H194V226L197 224H195V223H192ZM211 224V223H210ZM2 225V224H1ZM60 225V224H59ZM61 225H62V222H61ZM60 225V226H61ZM63 225H65V224H63ZM112 224H110V226H111ZM150 225H154V223L153 224H150ZM179 225V224H178ZM212 225V224H211ZM214 225V224H213ZM4 226V225H3ZM69 226V225H68ZM138 226V225H137ZM148 226H149V223H148ZM181 226V225H180ZM208 226V225H207ZM1 227V226H0ZM64 227V226H63ZM156 227V226H155ZM167 227V228H166ZM174 227V226H173ZM190 227V226H189ZM196 227V229H197V226H195ZM49 228V227H48ZM166 228V229H165ZM184 228V227H183ZM201 228V227H200ZM50 229V228H49ZM111 229H113V228H111ZM138 229V228H137ZM169 229V228H168ZM171 229V228H170ZM208 229V228H207ZM37 230V229H36ZM35 230V231H36ZM124 230V229H123ZM126 230V229H125ZM179 229H176V230H174V231H178ZM199 230V229H198ZM128 231V230H127ZM126 231V232H127ZM202 231V230H201ZM32 232V231H31ZM52 232V231H51ZM129 232H130V229H129ZM142 232V231H141ZM140 232V233H141ZM144 232V231H143ZM166 232H168V231H166ZM42 233V232H41ZM131 233V232H130ZM135 233V232H134ZM173 233V232H172ZM35 234V233H34ZM34 234H33V236H34ZM129 234V233H128ZM181 234V233H180ZM36 235V234H35ZM140 235H142V234H140ZM195 235V234H194ZM204 235V234H203ZM30 236H31V234H30ZM37 236V235H36ZM178 236H180V235H178ZM25 237V236H24ZM39 236H37L36 238H38ZM44 237V238H45ZM113 238V237H115V240H114V238H113V240L115 241H113L112 240V238H111V240L114 242H112L113 244H111V243H106V245H104L105 247L104 248H102L101 247V243H103L104 242V238H107L108 240H109V238ZM124 237V236H123ZM35 238V237H34ZM33 238V239H34ZM40 238V237H39ZM148 238V237H147ZM151 238V237H150ZM170 238V237H169ZM22 239V238H21ZM24 239V238H23ZM22 239V240H23ZM185 239H186V237H185ZM190 239V238H189ZM191 239H193V238H191ZM150 240V239H149ZM152 240V239H151ZM166 240V239H165ZM173 239H171L170 241H172ZM176 240V239H175ZM148 241V240H147ZM162 241V240H161ZM210 241V240H209ZM221 241V240H220ZM239 241V240H238ZM3 242V243H4ZM27 242V241H26ZM105 242H107V241H105ZM105 242H104V244H105ZM109 242V241H108ZM152 242V241H151ZM156 242V241H155ZM166 242V241H165ZM174 242V241H173ZM172 242V243H173ZM13 243V242H12ZM159 243H160V241H159ZM162 243V242H161ZM167 243V242H166ZM170 244L169 243V245L167 246V248L168 249H166L167 250V255L169 254L170 256H173V257H175V254L177 253L178 254V249H181V248H178V245H177V243H175V244ZM190 243V242H189ZM26 244V243H25ZM149 244H151L150 242H149ZM200 244V243H199ZM160 245V244H159ZM165 245V244H164ZM184 245V244H183ZM103 246V245H102ZM153 246H154V243H153ZM190 246V245H189ZM101 247V248H100ZM158 247V246H157ZM156 247V248H157ZM161 247V246H160ZM100 248V249H99ZM146 248H147V242H146ZM164 248V247H163ZM215 248V247H214ZM219 249V248H218ZM150 250V249H149ZM148 249L147 250H144L145 252H147V251H149ZM160 250V249H159ZM188 250V249H187ZM186 250V251H187ZM199 250V249H198ZM221 250V249H220ZM157 251V250H156ZM165 251V250H164ZM150 252H151V250H150ZM152 252H154V250L152 251ZM198 252V251H197ZM214 252V251H213ZM180 253V252H179ZM187 253V252H186ZM195 253V252H194ZM151 254V253H150ZM158 254H159V252H158ZM160 254H162V253H160ZM222 252H220L219 251V253L217 252V256H215L217 259L219 258V261H217V262H215V263H218V262H222V261H224L225 259H223V257L222 256H225V254H223ZM141 255V254H140ZM149 254H147V256H148ZM180 255V254H179ZM184 255V254H183ZM189 255H191V251H190V254ZM144 256V255H143ZM142 256V257H143ZM155 256V254L153 255V257ZM159 256V255H158ZM181 257H182V255H180ZM200 256V255H199ZM198 256V257H199ZM206 256V255H205ZM213 256V255H212ZM220 256H221V259H220ZM136 257V256H135ZM145 257H146V254H145ZM161 257H163V256H161ZM168 257V256H167ZM173 257H171V258H173ZM177 257V256H176ZM179 257V256H178ZM177 257V259H179ZM184 257V256H183ZM186 257H188V256H186ZM185 257V258H186ZM194 257H196V256H194ZM197 257V258H198ZM203 257V256H202ZM226 257V256H225ZM27 258H28V260H27ZM144 258V257H143ZM148 258V257H147ZM163 258H165L166 259V257H163ZM170 258V257H169ZM170 258V259H171ZM142 259V258H141ZM145 259V258H144ZM142 260L141 261V264H147V262H148V264H149V261L148 260ZM169 259V260H170ZM175 259V258H174ZM176 259V260H177ZM207 259V258H206ZM209 259V258H208ZM212 258H210L209 260H211ZM215 259V258H214ZM228 259V258H227ZM138 260V259H137ZM154 260V259H153ZM157 260V259H156ZM158 260H160V259H158ZM181 260H183V259H181ZM180 260V261H181ZM194 260V264H195V260H197L196 258H194L193 259ZM200 260V259H199ZM202 260V259H201ZM231 260H232V258H231ZM171 261V260H170ZM173 261H175V260H173ZM184 261H185V259H184ZM205 261V260H204ZM237 261V260H236ZM131 262V261H130ZM134 262V261H133ZM136 262V261H135ZM139 262V261H138ZM151 262V261H150ZM190 262V261H189ZM200 262V261H199ZM153 263H155V261L153 262ZM163 263V261L161 260V264ZM166 262H164V264H165ZM170 263H172V262H170ZM170 263H167V264H170ZM173 263H175V262H173ZM179 263H182L183 264V262L181 261V262H179ZM178 263V264H179ZM196 263H197V261H196ZM262 263V262H261ZM136 264V263H135ZM201 264V263H200ZM204 264V263H203ZM222 264V263H221ZM224 264V263H223Z\"/></svg>",
	"mask_w": 264,
	"mask_h": 264
}]
</instances>
